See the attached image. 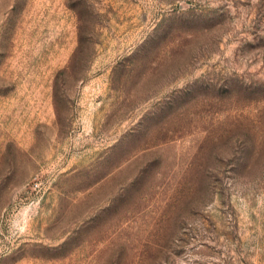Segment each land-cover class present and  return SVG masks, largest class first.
Wrapping results in <instances>:
<instances>
[{"label": "rangeland", "instance_id": "1", "mask_svg": "<svg viewBox=\"0 0 264 264\" xmlns=\"http://www.w3.org/2000/svg\"><path fill=\"white\" fill-rule=\"evenodd\" d=\"M0 264H264V0H0Z\"/></svg>", "mask_w": 264, "mask_h": 264}]
</instances>
